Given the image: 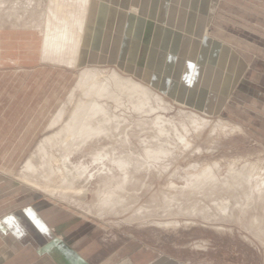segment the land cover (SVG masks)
<instances>
[{
    "label": "rangeland",
    "instance_id": "1",
    "mask_svg": "<svg viewBox=\"0 0 264 264\" xmlns=\"http://www.w3.org/2000/svg\"><path fill=\"white\" fill-rule=\"evenodd\" d=\"M185 1L0 0V215L35 192L110 254L264 264V101L239 89L264 0Z\"/></svg>",
    "mask_w": 264,
    "mask_h": 264
},
{
    "label": "crops",
    "instance_id": "2",
    "mask_svg": "<svg viewBox=\"0 0 264 264\" xmlns=\"http://www.w3.org/2000/svg\"><path fill=\"white\" fill-rule=\"evenodd\" d=\"M216 43L219 47L220 42ZM224 48L231 51L228 46ZM258 50L254 55L245 53L251 60V65L247 71L246 82L243 80L242 83L251 92L245 94V89H239L243 97L247 98L248 94H253L249 99L262 97L264 101V72L257 70L260 67L259 62L264 63V45ZM250 74L260 75L261 82L248 80ZM38 197L35 192L27 193L22 200L24 203L19 205L17 210L0 215V264H187L146 246L135 245L131 248L133 255L123 250V255L120 251L110 254L108 246H85L91 238L71 239L62 232L58 220L70 216V212L62 210L57 204L48 203L47 199L37 205L29 202ZM59 213L67 215L62 217Z\"/></svg>",
    "mask_w": 264,
    "mask_h": 264
},
{
    "label": "bare ground",
    "instance_id": "3",
    "mask_svg": "<svg viewBox=\"0 0 264 264\" xmlns=\"http://www.w3.org/2000/svg\"><path fill=\"white\" fill-rule=\"evenodd\" d=\"M193 1V0H192ZM212 1V3H215V1L216 0H211ZM185 2H188L187 4H186V8H190V4H191V1L189 0H186ZM198 2H196V4H197ZM199 4V3H198ZM191 8H193V10L194 9H196L195 7H191ZM200 8H202V7H200ZM59 43H64L62 40H60L59 41ZM52 44V43H51ZM117 84H119L120 85V87L122 88V89H127L129 92H131L132 93V95H135V93L136 92H143L144 93V95H146L147 96V92H148V90H146L143 86H141V85H139V84H137V83H128L127 81L125 82L124 80H122L121 78H119L118 76H117ZM132 86V87H127V86ZM101 90L99 91L98 90V94H101ZM96 93V92H95ZM147 99H148V97H146ZM99 111H102V112H104L103 114H105V111L103 110V108L102 107H98V103H94L93 105H91V108H90V110L88 111V113H86V116H85V118L88 120H90L91 118H93V117H95L96 116V112H99ZM86 125L87 124H83V127L82 128H80V129H83L84 127H86ZM105 126V125H104ZM93 128V130L94 131H96L95 133H93V135L94 134H96V133H99L100 131H101V133L102 132H104V127H103V125L101 126V124L99 125L98 124V126L97 127H93V126H88L87 125V128H86V131H84V132H78V134H82V136H85V137H87V136H91L89 133L91 132V129ZM85 129V128H84ZM100 133V134H101ZM120 163H124V162H122V161H120L119 162V164ZM202 174V173H201ZM200 174V175H201ZM211 174V173H210ZM209 175V174H208ZM206 176H207V174L204 176L205 178H206ZM203 177V178H204ZM209 177V176H208ZM207 179V178H206ZM211 179V178H210ZM208 180V179H207ZM203 181V180H202Z\"/></svg>",
    "mask_w": 264,
    "mask_h": 264
}]
</instances>
